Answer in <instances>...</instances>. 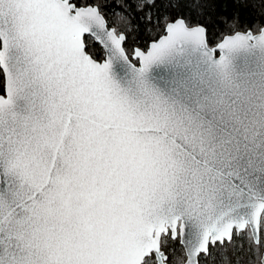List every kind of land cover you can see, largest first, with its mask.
Masks as SVG:
<instances>
[{"label":"snow or ice","instance_id":"obj_1","mask_svg":"<svg viewBox=\"0 0 264 264\" xmlns=\"http://www.w3.org/2000/svg\"><path fill=\"white\" fill-rule=\"evenodd\" d=\"M0 264H264V0H0Z\"/></svg>","mask_w":264,"mask_h":264},{"label":"trees","instance_id":"obj_2","mask_svg":"<svg viewBox=\"0 0 264 264\" xmlns=\"http://www.w3.org/2000/svg\"><path fill=\"white\" fill-rule=\"evenodd\" d=\"M3 79V76H2V73H0V80H2ZM0 92H2V91H0Z\"/></svg>","mask_w":264,"mask_h":264},{"label":"flooded vegetation","instance_id":"obj_3","mask_svg":"<svg viewBox=\"0 0 264 264\" xmlns=\"http://www.w3.org/2000/svg\"><path fill=\"white\" fill-rule=\"evenodd\" d=\"M0 94H3L2 92H0Z\"/></svg>","mask_w":264,"mask_h":264}]
</instances>
